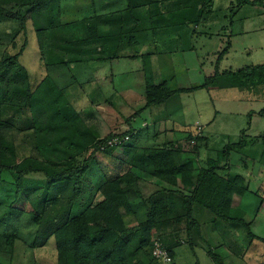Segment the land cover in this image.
<instances>
[{
	"label": "trees",
	"instance_id": "trees-1",
	"mask_svg": "<svg viewBox=\"0 0 264 264\" xmlns=\"http://www.w3.org/2000/svg\"><path fill=\"white\" fill-rule=\"evenodd\" d=\"M62 1L64 0H0V17L18 20L25 26L29 17H25L20 11L26 8L29 14L42 16L40 20H44V25L41 26L39 21L34 23V26L36 24L34 30L38 33L69 26L72 29L76 27L75 21L68 23L61 17L65 11ZM237 1V8L260 2ZM172 2L171 8H176L179 15H170V17L159 8L160 0H125L126 6L123 10L125 13L122 15L113 13L108 16L90 17L88 15L90 9L86 8L87 13L81 18V32L78 35L80 38L69 41L68 46L62 47L70 53H75V56L64 65L76 67L79 73L89 64V59L83 56L81 49H76L80 46H92V49L85 54L91 52L93 55L96 51H107L110 46L107 43L119 42L113 50L115 55L107 57L108 60L116 58L122 49L136 45L137 37L140 32L145 33L147 24H143L144 30L139 32L134 27L133 30L127 31V34L121 32L123 30L121 24L131 18L139 22H147L148 14L138 15L139 11L145 8L152 10V7L156 6V12L151 11L154 14L148 18V21L153 18L154 30L162 26L170 27L172 23L197 25L203 20L206 1L172 0ZM13 7L19 8V11L15 12ZM48 14L52 15V20L45 19V15ZM45 20L48 21L47 25ZM106 24L113 26L114 30L102 34L100 27ZM131 33H134L132 37L126 38V35ZM97 43L103 45L97 48ZM24 47L25 44L19 52L0 59V112L5 113L12 102L18 101L17 106L30 125L34 144L32 154L19 162L7 163L5 161L7 152L11 151L16 156V148L14 145H8L7 142L6 133L10 126L7 122H0V186L3 184L14 188L12 192L0 193V208L8 209L11 220H18L23 215L31 218L33 225L37 227L32 248L44 247L53 239L57 264H146L140 259L139 253L153 247V235L158 226L166 222L182 224L186 220L188 233L201 235V227L195 215L202 209L211 212L218 221L243 226L250 239H258L251 232L250 225L233 207L235 196L242 197L248 192L244 184L245 179L236 175L224 177L219 173L223 170L227 172L225 170L228 168L230 153L241 148L237 144L220 151L215 159L207 162L208 167L202 169L195 178H193L192 164L182 161L183 150L176 149L173 145L146 148L141 154L137 153L139 148L126 145L122 153L123 164L127 166V171L104 184L103 200L77 213L75 211L77 200L84 193L83 183L94 156L100 152L111 155L118 148H123L125 143L111 146L109 142L116 137L126 136L109 134L103 138L99 137L86 125L65 96L63 89L59 88L48 74L35 89H32L25 68L21 67L24 71L23 75L18 72L11 73L20 63ZM228 49L229 47L218 53L216 67ZM41 58L42 63L45 64V59ZM95 61L104 62L106 58L100 57ZM148 67L145 63L146 107L170 103L177 105L179 102L174 103L177 101L176 96L195 90L172 89L165 82L156 85L151 82ZM218 79L220 83L216 84ZM16 82H20L21 86L12 87ZM214 85L247 89L264 85V64L235 72L227 71L221 74L216 72L214 76L206 79L202 88L209 89ZM65 87L68 88L67 84ZM178 106L180 107V104ZM91 149L93 154L82 160L84 154ZM34 174H40L46 179L45 195L37 202L31 199L34 190L25 186V179ZM146 176L157 179L158 182L152 183L146 179ZM161 183L169 185L171 189L164 188ZM181 184L186 190L181 189ZM69 190L70 193H67ZM128 191L131 197L138 194L151 206L147 220L131 228H127L123 220L124 215H136L131 209ZM10 199L12 201L9 202ZM4 228L6 227L0 221V264L3 261L4 251L10 253L8 264H15L13 259L18 235L8 233V229L5 231ZM162 247L174 259L172 250L163 245ZM208 255L214 264H224L222 258L213 251L209 250ZM151 257L156 263L163 264L152 256V251Z\"/></svg>",
	"mask_w": 264,
	"mask_h": 264
},
{
	"label": "rangeland",
	"instance_id": "rangeland-1",
	"mask_svg": "<svg viewBox=\"0 0 264 264\" xmlns=\"http://www.w3.org/2000/svg\"><path fill=\"white\" fill-rule=\"evenodd\" d=\"M118 1L121 0H115V2H112L111 4L116 5L118 8H122V6L117 4ZM205 1L208 0H204V2ZM213 1L215 3H213ZM210 2L205 3L206 8L203 10V20L211 21V19L214 18L219 19V23H217V25L215 26H211L212 29L211 31H209L210 34L214 35L213 38H202L204 41L200 38H194L193 46L195 47V53H191L189 58H187V60H191L185 61L184 63H182V60L178 57V60H180V62L177 65V69L174 68V66H171V64H169L166 60H164L163 55H160V60H162V58L164 60H162L161 62L162 72L161 68L159 70V75L162 74L161 80H159L157 76L154 77V69H151V64L148 65L149 71L151 73L152 83L161 82L160 84H162L165 82L172 89L181 87L190 88L193 84H199L198 82H200V70L206 71H203V76L212 77V75H215L216 62L218 60L217 53L219 51H222V49L228 47L227 42H225V39H228V37L225 38L221 36L223 37V40L219 39L217 36L219 33L218 29H220L222 26H228L229 32L226 33L227 36L234 32L233 28H231V11L234 10V7L232 6H236V3H238V1L210 0ZM62 3L65 11L61 15V17L63 20H65V22L68 23L70 21H75L76 27H73L72 29L70 28L71 26H69L54 30H48L43 33H38L34 30V27L36 26V24L34 26V23L39 21L41 22V24H39L41 26L44 25V20H40L42 16L29 14L26 8L20 11L22 15H24L25 17H29L26 20L25 26H23L22 22H19L18 20H14L9 17H0V59L5 58L10 54L12 55L19 52L22 49V45L25 44L23 54L20 57V63L17 64L18 66H16V68L12 69L11 73L18 72L20 73V75H23L24 71L21 70V67L25 68L27 74L29 75V82L32 89H35L40 84L41 80L48 74L54 80L55 84L59 88L63 89L64 94H66L65 96H67L76 110L81 111L84 116L83 119L85 120L87 126H94L95 128H98V130L102 134H106V136L109 134H117L129 137V140L125 143V146H123V148H118L111 155L100 152L94 156L91 167L87 172L86 178L83 183L84 193L82 194L80 199L77 200L75 208V211L77 213H80L89 205L96 204L104 199L103 187L107 181L127 171V166L123 164L124 155L122 152L124 149H126V145L127 147H130L131 144H136L135 139H139V136L135 135L137 131L133 130L134 128L139 129L144 127L142 131L144 137H146V142H143V145L140 146L141 148H139V152H137L138 154L143 153V151L146 149L144 147L156 148L157 146L163 145L164 143L159 144L158 141L163 142L161 138H151V128H148L149 130H147L143 125L144 122L151 123V121H156V119H152L154 118V116L151 117L147 110H141L146 103L145 101L140 102L138 98V94L143 90V84L141 83V81L142 78L144 79V74L142 73H131L129 74V77L131 78L130 80L127 79L121 82L114 81L115 85H112V83H110L111 86L110 88H108L109 92H106L105 95V97H109L110 101L104 102L102 100V103L98 105V108L95 109L97 113H99L97 118H88L86 116L89 111L94 109L91 106L89 108L88 105L90 103L87 102L89 99L87 100L85 98L87 96L88 98H90L92 95H94L89 87L90 84H94V77L87 71L89 64L86 67L82 68L79 73H77L78 70H76V67H68L64 65L67 63L66 61L72 58V56H75V53H70L69 51L62 49V47L64 45H67L69 41L76 40V38L79 37L78 35H80L82 24L81 18H83L87 13L85 9L90 8V4L89 0H64L61 2V4ZM172 3L168 2L167 0H160L159 8L167 17H170L172 13L170 9L172 7ZM111 4H109V6ZM212 8L215 9V12L213 11L212 15L210 16V13L208 11L212 10ZM76 9H78V11ZM13 10L15 12H18L19 8L13 7ZM156 10V6H153L152 10L148 8V16L146 20L147 22H144V25H148L149 16L153 15ZM151 11L154 13H151ZM120 14L122 15L123 13ZM51 16L52 15L49 14L45 15V19L52 20L53 18ZM154 16L156 17V15ZM131 20L132 18L129 21H124L121 24L123 26V30L121 31L122 33L127 34V31L134 29L135 26L130 27ZM45 22V25H47L48 21L45 20ZM100 28L101 33L104 32L105 27L101 26ZM133 34L134 33L126 35V38L128 37L129 39ZM140 36L141 35H139V37ZM262 36L264 38V34ZM246 39L247 38L242 37L234 41V46H232L231 50L225 56L223 62L219 67L220 73H222L223 71L236 70L248 65H258V62L264 61V50L254 49L253 46L248 45L249 42H247ZM184 43V45H178L179 52H185L184 49L190 46L189 41L188 43L184 41ZM107 44L110 45L107 51H96V53H93V55L91 52H89L90 54H85V52L92 49V46L87 47L84 45L77 47L76 49H81L83 56L89 59V63L94 69L95 64L92 63V61H95L100 57H102L103 59L106 58L107 60V57L115 55V52L113 50L116 47L115 45L117 43L114 44L113 41ZM165 44L168 47L163 48V45H160L159 43V46L161 47L160 52L161 50L168 51V48L175 47L172 43L170 44L169 42H165ZM102 45L103 43H97L96 47L99 48ZM125 50L126 52L130 53H134L135 51H137L136 48H126ZM184 55L185 57H187L186 53ZM41 57L45 59L44 62L46 65L42 63ZM185 64L186 68H189V72L187 71L184 74L183 70L179 68V66ZM199 65H202L203 69H199ZM132 66V63H127L125 64L124 69L129 70L130 68H132ZM73 71L74 73H72ZM103 71L104 70L101 71L98 69L97 73H102ZM128 81L129 84L125 85V83ZM99 82L102 86H105L102 79H100ZM215 83H220L219 79ZM65 84H67L68 88L65 87ZM20 86V82L12 84V87ZM215 86L216 85H214L213 87ZM114 89L116 91L118 89L122 90V94L119 98L113 96L112 93ZM124 90H128V92L123 93ZM207 90H201L198 93L189 96V105L191 102L194 103L193 107H196L195 109L199 111V114L193 112V115L191 114L193 116L192 120L191 117H189L188 120L192 124V126L190 127L192 131H195L196 129V120L200 119L202 125L206 124L205 135L208 137V146L203 147V138L199 132L183 131L177 132V136H179L180 142L176 143V145H178V148L176 149H181V151L183 150L182 152L187 151L186 155L182 153V161L184 163L189 162L192 164L193 178H195L202 169L208 167L207 162L209 160L206 162L207 159L217 157V154L220 151L229 146H233L236 144L238 146L240 145V149L233 150L230 153L228 159V168L225 170L227 172H223V170L222 173H219L224 177H235V175H245L247 173L252 175L255 178L254 181L251 182L252 189L257 192L261 190L258 197L251 199V205L253 206V208L255 207V210H257L256 206H260V203H264V117L260 116L262 109H264V104H260V102L250 103L244 101L235 103L229 102L228 98L232 99L234 98L233 96L238 95L242 97L243 95L245 96L248 93L246 90L242 91L239 88L215 90V88L211 87ZM247 90L252 91V89ZM220 98L222 99V101L226 100V102H220ZM124 101L127 102L128 105L121 109L120 103ZM118 102L120 103L117 104ZM177 102L184 103V105L188 104L187 98H184V100L182 101H179L178 99L174 103ZM17 103L19 102H12L9 105L10 108L8 109V111H6L5 113L0 112V122H7L8 126H10L6 133L8 145H14V147L16 148V156L11 151L7 152V160H5L7 163L19 162L23 158L32 154V148L34 144V138L32 137L30 125L27 119L20 112ZM177 107L178 104L174 105L172 108L173 110H175ZM107 108H109V110L113 108L111 116L107 114ZM216 110L221 111L220 117H217L215 123L211 127H209L208 123L215 116H217ZM253 110L256 111L257 115H255ZM201 112H203L202 115H200ZM165 115L166 113H163V117ZM252 115L255 117V119H252L251 121ZM176 116L178 117V122H180L181 119L179 118V113H177ZM167 132V130H161L160 133ZM140 135L142 136V134ZM194 152H197V159L194 155ZM91 154H93L92 149L84 154L82 160L90 157ZM191 155L193 158H195V160L191 158ZM246 168L248 169V171L245 172L244 170H246ZM250 175L247 176V180L250 178ZM146 179L152 183L158 182L157 179L151 177L146 176ZM25 186L27 189L31 188L34 190L31 199L34 200V202H37L45 195L46 179L40 174L30 175L25 179ZM161 186H163L164 188L166 187L167 189H171L169 185L164 183H161ZM180 187L182 190H186V187H184V185L181 184ZM13 190V186H7L3 184L0 186V193H3V191L12 192ZM67 193H70V190ZM129 193L130 191H128L130 206L133 213L136 215H124L123 220L125 221L127 228H131L137 226L142 222H145L148 218V213L151 208V206H149L150 204H146L140 195L137 194L134 197H131V193ZM10 201H12V199H10L9 202ZM252 206L250 208H252ZM8 214L9 211L6 207L0 208V221L6 227L4 228L5 231L6 229H8V233L12 232L13 234L17 233L18 235V239L16 241V253L13 259V263L57 264L55 260L54 250L52 251L54 240L51 239V247H48L45 251H41L38 249L33 250L31 247L33 239L32 236L34 235V233H36V230L35 226L30 220L31 218L28 215H23L18 220H11V217ZM197 221L201 227L202 233L201 221L200 219H197ZM187 227L188 226L186 220H184L182 224H171L169 222H166L164 225L158 226L157 231H155L153 235V247L147 248L146 250L140 252V259L143 260L146 264H149L150 262L151 264H159L153 261L151 257V251H153L155 243L157 242L164 247H169L172 250L174 256V264H176V261L177 264H198L196 260H198L200 264H214L211 258L207 255L209 250L212 251L209 243L207 242L208 235H195L193 232V234L190 235L188 233ZM240 229L241 230H237V232H240L241 235H245L242 231L244 229ZM232 235H234V233H232ZM242 241L243 244H241ZM242 241H240V245L242 246V248H245V250L246 248L248 249L247 240ZM241 251H243V249ZM217 252L220 254L224 253L221 249ZM2 257V264H8L10 262L11 257L8 251H4Z\"/></svg>",
	"mask_w": 264,
	"mask_h": 264
},
{
	"label": "crops",
	"instance_id": "crops-1",
	"mask_svg": "<svg viewBox=\"0 0 264 264\" xmlns=\"http://www.w3.org/2000/svg\"><path fill=\"white\" fill-rule=\"evenodd\" d=\"M167 1L172 3V0H167ZM250 1H252V2L253 1H260V2H257L256 4H253V5H244V6L238 7V8L234 5L232 6V7H234V10L231 11V13H232L231 14V16H232L231 28H233V31H234L232 34L227 36L226 33L229 32L228 26H225V27L222 26L220 29H218L219 33L217 36L219 39L223 40L222 39L223 37H225V38L228 37V39H225V42H227V46L229 47V49H228V52L225 54V56L229 53L232 46H234V41H236L237 39L242 38V37L247 38L246 40H247V42H249L248 45L253 46L254 49L264 50V42H263L264 38L262 36L264 34V0H250ZM112 2H115V0H89L90 12L88 13V15L90 17H97V16H101V15H107L108 16V15H111L113 13H115V15H121L120 13H125L123 11L125 6H126L125 0L118 1V3H117L120 6H122V8H118L116 5H112L111 4ZM209 2H210V0L206 1V3H209ZM213 3H215V2L213 1ZM109 4H111V5L109 6ZM103 6H104V9H103ZM246 8H248V9H246ZM170 9L172 11L171 15H179V12L176 8H170ZM119 11H121V12H119ZM213 11L215 12L214 8H212V10L208 11L210 13V16L212 15ZM144 13L148 14V8L140 10L138 15L141 16ZM138 18H140V17H138ZM152 19L153 18H150V20H149V23H148L149 26L148 25L145 26V33L140 32V30H144V25H143L144 22H141V21L139 22V21H136L135 19L131 20L130 27L135 26L137 28V30L141 33L140 34L141 36L137 37L138 42L136 43V45H131V46H128L126 48H136L137 51H135L134 53H132V52L130 53V52H126V50H125L126 48H125V49H122V51L118 53L116 58L108 59L104 62L92 61V63L95 64L94 69L91 67L92 65L89 63V67H88L87 71L90 75L92 74L95 82H94V84L89 85L90 90L92 91V93H94V95H92L90 98H88V96L85 97L87 100L89 99L87 101L88 103H90L88 105L89 108H90V106L94 108L93 110L89 111L86 114V116L88 118L89 117H92V118L98 117L99 113H97V111L95 109H97L98 105L102 103V100L104 102L110 101L109 97H105L106 92L107 93L109 92L108 88H110V86H111L110 83H112V85H115L114 81L121 82V81H125L127 79L130 80L131 78L129 77V74H131V73H133V74H139V73L144 74V76H143L144 79L142 78V81H141V83L143 84V86H142L143 90L138 94V98H139L140 102H142V101L146 102V99H145L146 76H145L144 64L145 63L148 65L151 64L152 65L151 69L152 70L154 69V77L157 76L158 79L161 80L162 74L159 75V70L161 68V62H162L163 58L169 64H171V66H174V68L177 69V65L180 62V60H178V57L182 60V63H184L185 61L191 60V59L187 60V58H189L191 53H195V47L193 46L194 38L195 39L196 38L212 39L214 35L209 33V31H211V29H212L211 26H215V25H217V23H219V21H218L219 19L214 18V19H211V21L210 20H205V21L202 20L197 25H194V24L178 25L176 23H172L170 25V27H163L162 26V28H158V29L154 30L153 24H152ZM104 27H105L104 28V34H108L111 30H114L113 26L111 27L110 24H106V25H104ZM118 27H120V26H118ZM100 30H101V28H100ZM118 30L119 29L117 28V31ZM222 31H223V33H222ZM221 36H223V37H221ZM184 41L187 43L189 41L190 46L184 49L185 52H179V48H178L179 46L178 45H184L185 44ZM165 42H169L170 44L172 43L175 47L168 48L169 49L168 51L161 50V52H160L161 47L159 46V43H160V45H163V48L168 47V46H166ZM115 43H119V42L116 41ZM121 44L122 43H120V45ZM224 49H226V48H224ZM224 49H222V50H224ZM219 52H221V51H219ZM160 53L161 54L166 53L165 54L166 56L164 55L162 60H160V56H159ZM185 53H186L187 57H185V55H184ZM178 54H179V56H178ZM132 56H134V57H132ZM225 56L221 60L218 67H216V72H219V67H220L221 63L223 62ZM127 63H129V64L132 63V65H133L132 68H130L129 70L124 69L125 64H127ZM258 63H259L258 65H262V64H264V61L258 62ZM251 66H256V65H248V66H245L243 68L236 69V70H230V72H235V71H238L240 69H244V68L251 67ZM179 68H181L183 70L184 74L187 71L189 72V68H186V64L179 66ZM98 69L101 71L102 70H104V71L102 73H97ZM199 69H203V66L199 65ZM203 71L206 72L205 70H203ZM203 71L200 70V72H199V76H200L199 77L200 82H198L199 84H193L190 88L189 87L178 88V89H195L194 91L180 93L178 96H176L177 100L179 99V101H182V100H184V98H187V103H188L187 105L186 104L184 105V103L179 102L180 107L178 106L175 110H173L172 107L174 105H176L173 103L152 105L149 107H146V103H145V106L141 109V110H145V111L147 110L149 112V114L151 115V117L154 116V118H152V119H154V120L156 119V121H151V123H148V122L143 123V125L145 126V128L147 130H149L148 128H151V132H150V133H152L151 138H154V139L161 138V140H163V142H161V141H158V142H159V144L160 143L161 144L164 143V144L157 146L156 148H162L163 146H166V145H173L174 147L178 148V145H176V143L180 142V139H179V136H177V132H183V131L184 132L185 131L199 132L202 135V138L204 139V141H202V143H204L203 147L208 146L207 145L208 137L205 135L206 124L202 125L200 122V119H198L195 122L196 123V129H195V131H192L190 129L192 124L188 120L189 117H191V120H192L193 112H196L199 114V111H197L195 109L196 107H193L194 103L191 102L189 105V102H188V100L190 99L189 96H192L201 90H207L205 88H202V86L205 84L206 79L209 77L203 76L204 75ZM161 72H162V68H161ZM223 72H227V71H223ZM212 76H214V75H212ZM100 79H102L105 86L101 85V83L99 82ZM160 83L161 82H159V83L156 82L154 84L159 85ZM128 84H129V81L125 83V85H128ZM76 87H77V85H76ZM212 88H215V90L216 89L225 90L228 87L215 86ZM238 88L241 89L242 91L246 90L249 94L247 93L248 95L246 94L245 96L243 95L242 97H240L239 95H238L239 97L233 96L235 99L234 98H232V99L228 98L229 102L235 103V102L244 101V102H250V103L251 102L252 103L260 102V104H264V85L257 86L255 88H253L252 91L247 90L244 87H238ZM126 92H128V90L123 91V93H126ZM112 94L114 97L119 98L122 94V90L118 89L116 91L114 89ZM220 102H226V100L222 101V99H221ZM119 103L120 102H118L117 104H119ZM127 105H128V103L125 101L120 103L121 109ZM206 108H207V106H206ZM77 111L83 119L84 116L81 113V111H79V110H77ZM111 112H113V108L110 110H109V108H107V114L109 116H111ZM163 113H166V115L164 117H163ZM177 113H179V118L181 119L180 122H178V120H177V118H178L176 116ZM202 113L203 112H201L200 115H202ZM216 113H217V116H215L208 123L209 127H211L215 123V121L217 120V117H220L221 111L216 110ZM254 113H255V115H257L256 111H254ZM94 115H96V116H94ZM260 116L264 117V109H262ZM252 117H251V121H252V119H255V117L253 115H252ZM143 125H142V127H143ZM251 126H252V123H251ZM89 127L92 128L99 137L103 138L106 136V134H102L98 130V128H95L94 126H89ZM143 129H144V127L139 128V129L138 128L133 129V130L137 131L135 133V135L139 136V139H135L136 144H134V145L131 144V147L141 148L140 146L143 145V142H146V137H144V134L142 131ZM182 129H184V130H182ZM161 130H163V131L167 130L168 132L167 133H160ZM140 134H142V136ZM144 148H150V147H144ZM186 152H183V154L186 155ZM194 155L196 157L197 152L196 153L194 152ZM191 158L193 160H195V158H193L192 155H191ZM215 158L207 159L206 162L208 160L215 159ZM196 159H197V157H196ZM244 171L246 172V171H248V169L246 168V170H244ZM248 175H250V174L247 173L245 175L244 174L238 175V176H241L245 179L244 184H245V187L248 189V192H246L242 197L235 196V204L233 205V207L236 210V212H238L240 214V216L243 217L242 219L247 224L250 225L251 232L253 233V235L258 237V239L257 238L250 239L248 237L246 229L243 226H235L232 224H228L227 222H220V221L216 220L215 216L207 210H200V211L198 210V212L195 215V217L197 219H200V221H201L202 233H203V234L201 233V235H208L207 242L209 243L211 250L213 251L214 254H217L218 256H220L222 258L224 264H226V263H228V264H264V242L262 240V239H264V203H260V206L259 205L256 206L257 210H255V207L253 208V206L251 205L252 204L251 199L258 197L261 190H259V192H257V191H254L252 189L251 182L254 181L255 178L252 175H250V178L247 180ZM251 206H252V208H250ZM240 228L244 229L242 231L244 232L245 235H241L240 232H237V230H241ZM35 229L37 230V227ZM232 233H234V235H232ZM225 234H228V235H225ZM32 238H33L32 239V243H33V241L35 239V233L32 236ZM242 240H247L248 249L246 248V250H245V248H242V246L240 245V241H242ZM50 244H51V240L44 247L32 248V249L33 250L38 249L41 251H45V250H47L48 247H51ZM241 244H243V241ZM52 246H53L52 251L54 250V255H55V260H56L55 245L53 244ZM220 249L224 252L223 254H220L217 252ZM242 249H243V251H241ZM244 250H245V253H244ZM196 262H198V264H200L198 260H196ZM176 264H177V261H176Z\"/></svg>",
	"mask_w": 264,
	"mask_h": 264
},
{
	"label": "built area",
	"instance_id": "built-area-1",
	"mask_svg": "<svg viewBox=\"0 0 264 264\" xmlns=\"http://www.w3.org/2000/svg\"><path fill=\"white\" fill-rule=\"evenodd\" d=\"M128 140H129L128 136L123 138L116 137L115 139L109 142V145L111 146L121 145L123 143H126ZM152 256L163 264H173L174 262L169 252L166 249H164L161 244L157 242L155 243L154 249L152 251Z\"/></svg>",
	"mask_w": 264,
	"mask_h": 264
}]
</instances>
